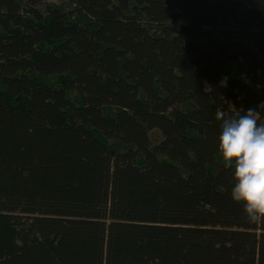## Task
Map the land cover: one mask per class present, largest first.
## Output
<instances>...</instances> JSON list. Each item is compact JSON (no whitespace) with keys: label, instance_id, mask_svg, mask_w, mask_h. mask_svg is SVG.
I'll list each match as a JSON object with an SVG mask.
<instances>
[{"label":"trees","instance_id":"obj_1","mask_svg":"<svg viewBox=\"0 0 264 264\" xmlns=\"http://www.w3.org/2000/svg\"><path fill=\"white\" fill-rule=\"evenodd\" d=\"M248 109L264 0H0V264H264L219 155Z\"/></svg>","mask_w":264,"mask_h":264},{"label":"clouds","instance_id":"obj_2","mask_svg":"<svg viewBox=\"0 0 264 264\" xmlns=\"http://www.w3.org/2000/svg\"><path fill=\"white\" fill-rule=\"evenodd\" d=\"M217 119L222 121L219 155L225 168L234 167L231 198L243 203L250 224H264V122L255 109L235 115L218 110Z\"/></svg>","mask_w":264,"mask_h":264},{"label":"rangeland","instance_id":"obj_3","mask_svg":"<svg viewBox=\"0 0 264 264\" xmlns=\"http://www.w3.org/2000/svg\"><path fill=\"white\" fill-rule=\"evenodd\" d=\"M48 2H50V3H59V0H47ZM154 140H155V142H157V141H159L160 140V135H159V133H155L154 134ZM89 230H90V228H89Z\"/></svg>","mask_w":264,"mask_h":264}]
</instances>
